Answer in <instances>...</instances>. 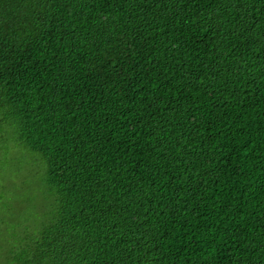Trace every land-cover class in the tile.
<instances>
[{"label":"trees","instance_id":"1","mask_svg":"<svg viewBox=\"0 0 264 264\" xmlns=\"http://www.w3.org/2000/svg\"><path fill=\"white\" fill-rule=\"evenodd\" d=\"M0 264H264V0H0Z\"/></svg>","mask_w":264,"mask_h":264}]
</instances>
